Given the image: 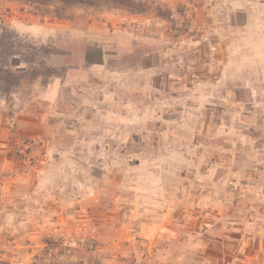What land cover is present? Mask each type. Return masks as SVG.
<instances>
[{
    "label": "rangeland",
    "instance_id": "374dc122",
    "mask_svg": "<svg viewBox=\"0 0 264 264\" xmlns=\"http://www.w3.org/2000/svg\"><path fill=\"white\" fill-rule=\"evenodd\" d=\"M121 2L0 0V264H264V0Z\"/></svg>",
    "mask_w": 264,
    "mask_h": 264
},
{
    "label": "trees",
    "instance_id": "16d2710c",
    "mask_svg": "<svg viewBox=\"0 0 264 264\" xmlns=\"http://www.w3.org/2000/svg\"><path fill=\"white\" fill-rule=\"evenodd\" d=\"M26 1L32 4L39 5H55L58 8H76V7H90L98 8L105 6H112L109 1L112 0H21ZM121 0H115L112 7H122ZM63 238L53 239L50 238L47 240V247L43 251L44 253L40 256L35 257L32 264H105L102 257L98 254H93L90 245L85 242L83 244L79 243L80 247L86 248V252L83 255L80 254V250L72 249L69 245L65 244ZM60 250L59 253H56L57 250ZM77 250V251H76Z\"/></svg>",
    "mask_w": 264,
    "mask_h": 264
},
{
    "label": "crops",
    "instance_id": "0c3cea01",
    "mask_svg": "<svg viewBox=\"0 0 264 264\" xmlns=\"http://www.w3.org/2000/svg\"><path fill=\"white\" fill-rule=\"evenodd\" d=\"M16 7H18V5L17 4H15V3H13V4H11V6H10V8H12V11L10 12L13 16H17L18 14H19V12L18 11H16V10H13L14 8H16ZM22 7H24L25 8V6H23L22 5ZM18 14H17V13Z\"/></svg>",
    "mask_w": 264,
    "mask_h": 264
}]
</instances>
